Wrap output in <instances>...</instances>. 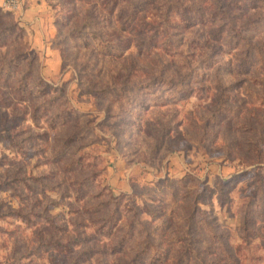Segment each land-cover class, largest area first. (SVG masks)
I'll list each match as a JSON object with an SVG mask.
<instances>
[{"label": "rangeland", "instance_id": "rangeland-1", "mask_svg": "<svg viewBox=\"0 0 264 264\" xmlns=\"http://www.w3.org/2000/svg\"><path fill=\"white\" fill-rule=\"evenodd\" d=\"M27 1L0 4V264H264V0ZM79 231L97 254L55 249Z\"/></svg>", "mask_w": 264, "mask_h": 264}, {"label": "trees", "instance_id": "trees-1", "mask_svg": "<svg viewBox=\"0 0 264 264\" xmlns=\"http://www.w3.org/2000/svg\"><path fill=\"white\" fill-rule=\"evenodd\" d=\"M207 1H210L211 2V5L215 7V12L214 13L212 12V14H210V15L208 14L207 15V14H204L202 12L195 11V15L199 18L198 19L199 22L201 24L202 23L209 24L211 22H214V24H215L218 21V16L221 17V19L223 21L225 18L220 14L221 9H222V6H223L222 0H207ZM250 3L252 4L253 7H256L257 6V2H255V1H249L248 4H245V2H242L240 0H229V2H225V5H227L229 7H236V8L237 7L238 8L239 7H241V8L246 7V9H249L250 8ZM245 5H247V6H245ZM230 22H231V20H229V23ZM221 23H223V22H220V25H223ZM233 31L236 32V29L233 28ZM152 38H153V36H152ZM152 38H150V41L153 43ZM94 39H99L100 41L102 40L101 39V36L100 35H97V34H94ZM244 40H245L244 48H243V50H241V53L244 56H246V58H245L246 60L248 58L251 59V57L254 55V52H256L257 50H255L253 52V55L252 56L250 54V51H251V49L256 48L257 45L256 44H252V42L250 41L249 38H244ZM204 42H206V40ZM164 43L167 44L168 49L173 50L175 48V44L176 43L174 44V42L172 41V39H164ZM204 47H207L206 44L205 45L204 44L201 45V48H204ZM185 52H188L189 54H191L190 47L189 46L186 47L185 51L182 54H184ZM251 53H252V51H251ZM161 76H163V75H161ZM148 213L151 216H153V214H152V212L150 210L148 211ZM86 225H88V224L85 223V226ZM97 227H98V225H97ZM104 227L107 228V226H104ZM111 236H115V235H113V232H111V234H110L109 237H111ZM72 237H74V238H70V239L65 240L66 243L62 242L59 239L57 241L53 242V245H55V249L57 251H59L60 253L64 254V255H66V254H68V255L76 254L74 258H76V257H80L81 258L84 254H88V253L89 254H93V255L97 254V248H89L88 250L87 249H81V250H79L76 253H75V250H74V248L77 245H81L82 243H88V241L91 240L92 236H88L86 233H81L79 231L76 235H74ZM82 239L84 240V242H82ZM103 248H104V252H105L106 249H105V246L104 245H103ZM90 257H92V256L90 255L89 258ZM99 263L101 264V261L100 260H99ZM75 264H78V260L75 261Z\"/></svg>", "mask_w": 264, "mask_h": 264}, {"label": "built area", "instance_id": "built-area-1", "mask_svg": "<svg viewBox=\"0 0 264 264\" xmlns=\"http://www.w3.org/2000/svg\"><path fill=\"white\" fill-rule=\"evenodd\" d=\"M24 2L25 0H0L3 9L11 12H23L25 10L23 8Z\"/></svg>", "mask_w": 264, "mask_h": 264}, {"label": "crops", "instance_id": "crops-1", "mask_svg": "<svg viewBox=\"0 0 264 264\" xmlns=\"http://www.w3.org/2000/svg\"><path fill=\"white\" fill-rule=\"evenodd\" d=\"M33 3H34L33 0H28V1H27V5H29V6L35 5V4H33ZM36 5H38V2L36 3ZM36 7H37V6H36ZM36 7L33 6L31 11H33V10H37Z\"/></svg>", "mask_w": 264, "mask_h": 264}]
</instances>
